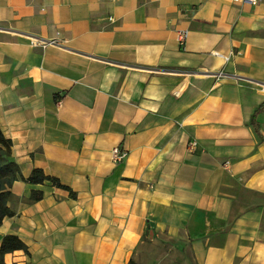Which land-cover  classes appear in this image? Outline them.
Listing matches in <instances>:
<instances>
[{
  "label": "crops",
  "instance_id": "obj_1",
  "mask_svg": "<svg viewBox=\"0 0 264 264\" xmlns=\"http://www.w3.org/2000/svg\"><path fill=\"white\" fill-rule=\"evenodd\" d=\"M262 101L264 0H0L3 264H264Z\"/></svg>",
  "mask_w": 264,
  "mask_h": 264
},
{
  "label": "trees",
  "instance_id": "obj_2",
  "mask_svg": "<svg viewBox=\"0 0 264 264\" xmlns=\"http://www.w3.org/2000/svg\"><path fill=\"white\" fill-rule=\"evenodd\" d=\"M264 110V101L256 107L250 117V124L253 127L258 139L264 142V134L260 132L257 115ZM16 180H24L30 183H42L49 180L55 185L63 188L67 186L60 184L59 181L51 176L45 175L40 169L34 168L31 174L24 177L21 173L20 166L11 157V141L7 139L0 130V223L5 217H10L14 211L8 206L11 191L10 187ZM40 197V194L34 199ZM16 249H23L26 251V245L13 234H6L0 241V264H3L2 256L4 253L12 252Z\"/></svg>",
  "mask_w": 264,
  "mask_h": 264
},
{
  "label": "built area",
  "instance_id": "obj_3",
  "mask_svg": "<svg viewBox=\"0 0 264 264\" xmlns=\"http://www.w3.org/2000/svg\"><path fill=\"white\" fill-rule=\"evenodd\" d=\"M261 1L262 0H233V2H235L237 4L246 3V4H250V5L258 4ZM177 34H178L177 38H178L179 44H183L185 39H186V37H187L188 32L186 30H181V31H178ZM31 43L34 44V45L44 46L45 44H55L56 42H55V40L32 39ZM226 59H227V57H226ZM59 103H60V101H59ZM196 145H197V142L195 140H190L187 143L188 151L192 152L195 149ZM125 157H126V151L124 149H120L117 146H114V147L111 148V150H110V158H111L112 162L119 163Z\"/></svg>",
  "mask_w": 264,
  "mask_h": 264
}]
</instances>
